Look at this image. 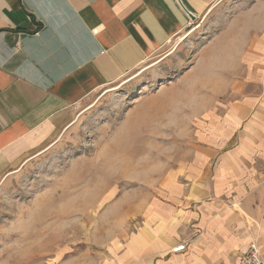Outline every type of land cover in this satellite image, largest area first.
I'll list each match as a JSON object with an SVG mask.
<instances>
[{"label":"crops","instance_id":"obj_1","mask_svg":"<svg viewBox=\"0 0 264 264\" xmlns=\"http://www.w3.org/2000/svg\"><path fill=\"white\" fill-rule=\"evenodd\" d=\"M222 1L182 0L200 16ZM186 27L177 0H0V181L52 143L90 96ZM219 39L186 73L183 109L194 126L187 159L167 175L165 201L143 204L120 264H229L256 243L249 235L264 200V31ZM185 243V253H172Z\"/></svg>","mask_w":264,"mask_h":264},{"label":"rangeland","instance_id":"obj_2","mask_svg":"<svg viewBox=\"0 0 264 264\" xmlns=\"http://www.w3.org/2000/svg\"><path fill=\"white\" fill-rule=\"evenodd\" d=\"M184 12L178 37L90 96L52 143L6 172L0 264H120L143 204L165 201L167 175L187 159L194 126L183 109L186 73L202 49L221 46L219 38L264 31V0H224L204 16L190 11L194 21ZM261 202L249 237L264 246Z\"/></svg>","mask_w":264,"mask_h":264},{"label":"built area","instance_id":"obj_3","mask_svg":"<svg viewBox=\"0 0 264 264\" xmlns=\"http://www.w3.org/2000/svg\"><path fill=\"white\" fill-rule=\"evenodd\" d=\"M187 243L180 244L172 249L173 254H182L187 251ZM239 264H264V252L257 243H252L240 257Z\"/></svg>","mask_w":264,"mask_h":264},{"label":"water","instance_id":"obj_4","mask_svg":"<svg viewBox=\"0 0 264 264\" xmlns=\"http://www.w3.org/2000/svg\"><path fill=\"white\" fill-rule=\"evenodd\" d=\"M177 1L179 2L180 6H181V7H182V8L188 13L190 19H191L192 21H194V20L196 19V16H195V15L193 16V14H191V12H190L188 9L185 8V6H184L182 0H177Z\"/></svg>","mask_w":264,"mask_h":264}]
</instances>
